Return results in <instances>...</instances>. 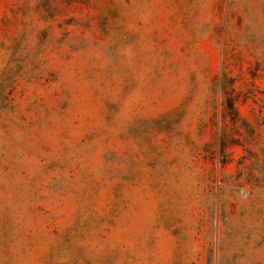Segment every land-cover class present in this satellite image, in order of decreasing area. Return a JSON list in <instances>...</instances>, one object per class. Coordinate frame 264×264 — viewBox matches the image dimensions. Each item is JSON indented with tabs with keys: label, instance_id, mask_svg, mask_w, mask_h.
<instances>
[{
	"label": "rangeland",
	"instance_id": "374dc122",
	"mask_svg": "<svg viewBox=\"0 0 264 264\" xmlns=\"http://www.w3.org/2000/svg\"><path fill=\"white\" fill-rule=\"evenodd\" d=\"M0 264H264V0H0Z\"/></svg>",
	"mask_w": 264,
	"mask_h": 264
}]
</instances>
